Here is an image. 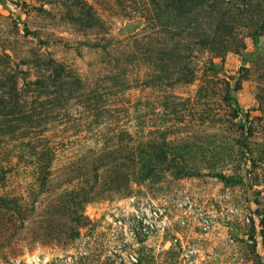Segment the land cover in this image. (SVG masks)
<instances>
[{"label":"rangeland","instance_id":"374dc122","mask_svg":"<svg viewBox=\"0 0 264 264\" xmlns=\"http://www.w3.org/2000/svg\"><path fill=\"white\" fill-rule=\"evenodd\" d=\"M184 191L264 264V0H0V264H112L109 210Z\"/></svg>","mask_w":264,"mask_h":264},{"label":"built area","instance_id":"2783aa9c","mask_svg":"<svg viewBox=\"0 0 264 264\" xmlns=\"http://www.w3.org/2000/svg\"><path fill=\"white\" fill-rule=\"evenodd\" d=\"M222 210L227 220H238L243 225L251 223L250 216L242 215L234 205L221 204V213L205 210L187 191L164 201L128 198L104 217L107 252L109 256L118 254L112 264H139L137 249L156 240H159L161 250L179 253L178 264H218L212 263L213 257L207 253L204 244L206 236L221 223ZM190 224L198 229L192 237L185 232L191 229ZM176 229L180 230L172 238L167 236ZM77 255H81V251L72 254L68 260Z\"/></svg>","mask_w":264,"mask_h":264},{"label":"trees","instance_id":"16d2710c","mask_svg":"<svg viewBox=\"0 0 264 264\" xmlns=\"http://www.w3.org/2000/svg\"><path fill=\"white\" fill-rule=\"evenodd\" d=\"M179 1V3H183L185 0H178Z\"/></svg>","mask_w":264,"mask_h":264}]
</instances>
